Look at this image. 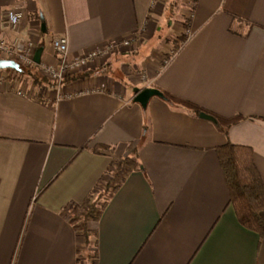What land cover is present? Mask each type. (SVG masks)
I'll return each mask as SVG.
<instances>
[{"label":"crops","instance_id":"crops-1","mask_svg":"<svg viewBox=\"0 0 264 264\" xmlns=\"http://www.w3.org/2000/svg\"><path fill=\"white\" fill-rule=\"evenodd\" d=\"M171 2L0 0V37L31 39L43 62L56 59L58 36L70 58L141 32L152 43ZM11 9L25 12L16 30ZM176 13L190 35L165 65L151 54L92 63L61 84L27 81L24 93L10 79L0 86V264H264V236L239 222L217 153L251 147L264 179V0H181ZM130 84L240 118L226 134L158 96L143 108ZM126 157L138 166L87 237L72 207Z\"/></svg>","mask_w":264,"mask_h":264},{"label":"trees","instance_id":"trees-1","mask_svg":"<svg viewBox=\"0 0 264 264\" xmlns=\"http://www.w3.org/2000/svg\"><path fill=\"white\" fill-rule=\"evenodd\" d=\"M22 69V71H18L19 74H30L38 81L39 77H36L38 76V72ZM51 83L54 84L53 82ZM162 92L165 95L164 99L185 106L194 114H201L202 112L210 113L196 103L167 91ZM210 114L215 117L219 127L226 134L228 128L240 118L238 116L228 118L213 113ZM217 153L230 189V203L235 209L239 222L247 229L264 236V179L255 163L253 149L246 145L227 142L225 145L217 148ZM137 166L134 159L130 157L113 161L112 167L98 184L99 187L105 183L103 191H99L97 187L92 195L93 198L89 199L82 206L72 207V212L74 213L73 219L74 221H80L79 227L84 228L87 225V221L96 220L99 217L112 192L119 188L128 172ZM108 177L109 179H107ZM84 234L88 237L91 234V230L86 227Z\"/></svg>","mask_w":264,"mask_h":264},{"label":"rangeland","instance_id":"rangeland-1","mask_svg":"<svg viewBox=\"0 0 264 264\" xmlns=\"http://www.w3.org/2000/svg\"><path fill=\"white\" fill-rule=\"evenodd\" d=\"M180 2L181 0H172L171 2L173 3L172 9L170 13H168L169 22L165 23L163 31L159 30L157 33L155 32V36L153 38L152 43L147 42L145 33L143 32L138 33L136 37L131 36V41L128 45L120 46V48L114 49L115 51L111 53H108L103 56H99L93 64L99 63L98 65L100 67H102L103 65L106 66L107 64H109L110 66L112 62L117 59V63L119 64L118 68H119L122 65L126 66L129 63L130 64L134 63V60L143 59L144 56L151 55V54H154V56L160 57L162 59L161 62L163 65L167 64L170 58L175 53V51L181 47L185 38H187L190 35V31H187L188 30L187 25L185 23L182 24V21H180V17L177 16L178 14L176 13V9L178 5H180ZM176 18L179 20L175 21ZM14 59L17 60L20 63L21 67L26 69L27 71L29 69V71L38 72V76H36V77H39L37 79L38 81H36L33 78V76L30 74H27V73L19 74L18 71L15 69L5 68V69H0V86L10 79L13 81L12 83L14 84L17 83L16 86L20 88L19 90H22L25 92L27 90V85H26L27 81L29 82L31 81L32 84H36L34 81L39 82L41 84H46V83L52 84L51 82L53 81L50 80L49 76L46 73H44V71L39 65L22 63L18 57H14ZM100 63L102 64L100 65ZM88 67L89 66L83 67L80 70L74 72L73 74L79 73L78 75H81V74L83 75L85 73H89L95 70V69L88 70ZM132 67L133 66H130L129 69L133 73L132 75H134L133 77L136 80L135 83H139L140 81L141 83L145 82L147 78L145 73L136 71V70L134 71ZM82 70H85V72H81ZM69 75H67L66 78H68ZM26 76L30 78H28L27 80L25 79ZM43 78L46 79L47 81L44 80ZM131 86H134V85L130 84L128 86L129 93H132L133 91V87ZM107 179H109V177ZM104 184H101L98 187L99 191L101 192L103 191Z\"/></svg>","mask_w":264,"mask_h":264},{"label":"built area","instance_id":"built-area-1","mask_svg":"<svg viewBox=\"0 0 264 264\" xmlns=\"http://www.w3.org/2000/svg\"><path fill=\"white\" fill-rule=\"evenodd\" d=\"M24 18L25 12L20 9L8 10L5 14V19L14 30H16L17 26L22 23ZM130 41L131 36L125 37L85 55L70 58L68 55L69 46L67 37L58 36L52 41V46L57 53L56 59L51 62H43L41 60L38 65L42 68L44 73L49 76L51 81L61 84L64 82L67 75L72 74L83 67L89 66L91 63H94L99 56L111 53L115 51L114 49L120 48V46L128 45ZM35 51L36 45L31 39L22 40L21 38L16 37L13 40L8 41L7 39L0 37V59H14V57H18L22 63L37 64L34 59ZM20 93H24V91L21 90Z\"/></svg>","mask_w":264,"mask_h":264},{"label":"water","instance_id":"water-1","mask_svg":"<svg viewBox=\"0 0 264 264\" xmlns=\"http://www.w3.org/2000/svg\"><path fill=\"white\" fill-rule=\"evenodd\" d=\"M41 19H42V30L46 31V23H45L44 17L41 16ZM42 52H43L42 46L37 48L35 51L34 59L37 64L41 62ZM5 68H12L19 72L23 70L20 63L14 59H0V69H5ZM133 91L135 93L134 100L138 102L139 104H141L143 108L147 107L149 100L154 96L165 98L164 93L160 89L155 88V87H146L143 89L139 87H134ZM200 115L216 121L214 116L209 115L205 112H202Z\"/></svg>","mask_w":264,"mask_h":264}]
</instances>
